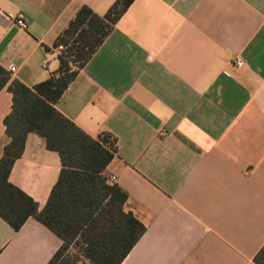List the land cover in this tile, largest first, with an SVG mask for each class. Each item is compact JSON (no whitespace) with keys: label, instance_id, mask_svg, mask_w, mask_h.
<instances>
[{"label":"crops","instance_id":"crops-1","mask_svg":"<svg viewBox=\"0 0 264 264\" xmlns=\"http://www.w3.org/2000/svg\"><path fill=\"white\" fill-rule=\"evenodd\" d=\"M115 1L0 0V64L28 86L44 81L79 8L104 14ZM56 107L91 136L117 138L106 174L146 225L121 264H254L264 245V0H134ZM11 109L3 88L0 157ZM60 170L58 152L30 133L9 180L43 209ZM61 243L34 217L18 231L0 217V264H50Z\"/></svg>","mask_w":264,"mask_h":264},{"label":"trees","instance_id":"trees-1","mask_svg":"<svg viewBox=\"0 0 264 264\" xmlns=\"http://www.w3.org/2000/svg\"><path fill=\"white\" fill-rule=\"evenodd\" d=\"M133 2L116 0L104 14L82 5L54 43V49H64L58 52V68L44 81L28 86L0 64V91L12 94V109L4 118L9 141L0 157V217L16 231L34 217L56 234L62 243L50 264H121L146 231L126 207L128 192L106 174L118 151L116 136L103 131L95 138L56 107ZM30 133L43 137L61 160L43 209L9 180ZM254 264H264V245Z\"/></svg>","mask_w":264,"mask_h":264},{"label":"built area","instance_id":"built-area-1","mask_svg":"<svg viewBox=\"0 0 264 264\" xmlns=\"http://www.w3.org/2000/svg\"><path fill=\"white\" fill-rule=\"evenodd\" d=\"M16 23H17L18 26H20L23 29H27V27H28V23L23 17H17ZM62 49H64L63 45H59L58 48H55V50H57L58 52L61 51ZM234 63L238 67H241L243 65V61L241 59H236L234 61ZM45 65H47V62L45 63ZM15 70H16V67L14 65H11L10 68H9L10 73H14ZM109 180L111 182L116 181V176L115 175L110 176Z\"/></svg>","mask_w":264,"mask_h":264}]
</instances>
